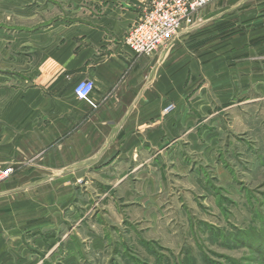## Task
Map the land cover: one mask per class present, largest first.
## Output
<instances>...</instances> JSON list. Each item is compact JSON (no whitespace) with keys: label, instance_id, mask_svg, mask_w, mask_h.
<instances>
[{"label":"rangeland","instance_id":"obj_1","mask_svg":"<svg viewBox=\"0 0 264 264\" xmlns=\"http://www.w3.org/2000/svg\"><path fill=\"white\" fill-rule=\"evenodd\" d=\"M120 2L0 0V51L57 23L95 24ZM202 29L177 44L196 52L231 40L213 27L195 39ZM259 36L264 0L240 3L235 49L230 43L192 67L191 126L176 133L172 155L145 150L105 169L110 177L96 170L69 182L71 194L50 197L48 213L33 215L5 264H264V44L249 41Z\"/></svg>","mask_w":264,"mask_h":264},{"label":"crops","instance_id":"obj_2","mask_svg":"<svg viewBox=\"0 0 264 264\" xmlns=\"http://www.w3.org/2000/svg\"><path fill=\"white\" fill-rule=\"evenodd\" d=\"M120 1L95 24L57 23L12 37L0 51L6 53L0 64V168L15 169L0 183V264L33 215L52 207L50 197L71 194L69 182L96 170L110 177L105 169L130 164L145 150L166 148L172 155L176 133L191 126L186 98L192 67L201 69L230 43L235 49V7L248 0H213L177 42L151 56H137L124 43L149 0ZM211 27L231 40L196 52L177 44L202 28L195 39H204L201 32ZM249 41L264 44V36ZM83 79L94 82L91 103L74 94Z\"/></svg>","mask_w":264,"mask_h":264},{"label":"built area","instance_id":"obj_3","mask_svg":"<svg viewBox=\"0 0 264 264\" xmlns=\"http://www.w3.org/2000/svg\"><path fill=\"white\" fill-rule=\"evenodd\" d=\"M213 0H151L142 15L132 25L124 39L125 45L137 56H151L180 35L186 25H193L196 16ZM95 85L83 79L74 86L78 100L92 102ZM171 105L167 110H171ZM15 173L13 166L0 168V183Z\"/></svg>","mask_w":264,"mask_h":264}]
</instances>
